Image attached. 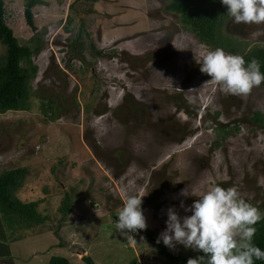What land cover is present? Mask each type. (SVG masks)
Here are the masks:
<instances>
[{
  "label": "rangeland",
  "instance_id": "374dc122",
  "mask_svg": "<svg viewBox=\"0 0 264 264\" xmlns=\"http://www.w3.org/2000/svg\"><path fill=\"white\" fill-rule=\"evenodd\" d=\"M44 1L33 7L32 31L24 0H4L5 21L18 42H40V49L28 108L0 113V173L26 167L15 195L38 201L45 220L34 230L17 226L18 239L6 238L10 256L0 264H48L55 255L85 264V254L96 264H128L134 257L138 264H167L155 252V240L167 228L168 209L181 220L191 215L181 201L188 207L198 197L181 190L204 181L234 186L264 211V124L252 119L256 111L264 114L262 83L247 96L204 83L210 77L197 61L214 48L165 9L170 0ZM70 13L75 19L67 31ZM77 16L87 29L73 47ZM226 28L264 44V35H253L264 25L228 17ZM224 124L238 130L223 138ZM66 192L72 203L64 215L59 205ZM131 195H145L147 223L128 233L134 244L115 228ZM159 242L174 255L197 251Z\"/></svg>",
  "mask_w": 264,
  "mask_h": 264
},
{
  "label": "clouds",
  "instance_id": "9594fccd",
  "mask_svg": "<svg viewBox=\"0 0 264 264\" xmlns=\"http://www.w3.org/2000/svg\"><path fill=\"white\" fill-rule=\"evenodd\" d=\"M222 4L227 6V15L233 23L264 25V0H222ZM253 35H264V30ZM197 62L200 71L210 77L204 83L213 85L214 91L219 88L225 94L247 96L254 86L264 82V73L256 58L246 62L243 56L223 48L208 50ZM210 183L204 181L199 188L181 190L182 196L198 197L188 207L181 201L180 206L192 214L181 220L169 208L167 228L157 242L162 239L170 248L178 243L204 253L198 258H189L187 264H254V260H264V250L253 243L255 225L264 219V213L247 202L236 187L209 186ZM144 196H128L117 213L116 230L133 244L136 240L128 233L147 228L141 208Z\"/></svg>",
  "mask_w": 264,
  "mask_h": 264
},
{
  "label": "trees",
  "instance_id": "16d2710c",
  "mask_svg": "<svg viewBox=\"0 0 264 264\" xmlns=\"http://www.w3.org/2000/svg\"><path fill=\"white\" fill-rule=\"evenodd\" d=\"M39 4H45V1L24 0L23 2V16L32 31L36 30L33 7ZM70 5V9L75 10V3L72 2ZM165 9L179 16V21L198 40L205 42L210 47L223 48L228 53L241 55L246 62L256 58L260 62L261 72L264 73V44L246 42L243 35H236L231 30L229 32L227 28L224 30V24L229 16L227 15V6L222 4V0H170ZM87 11L92 12V9ZM72 15L71 13L68 15L65 26L67 31L75 19ZM76 18L78 21L76 22L77 30L73 38L69 39V43L73 47L81 42L82 33L85 34L87 29L85 21L79 16ZM5 20L4 0H0V45L4 47V52L0 55V113L28 108L33 94L30 83L38 69L33 62V57L40 49V42L35 45L32 44L33 41L20 44ZM91 47L94 56L101 54L100 50H94L92 45ZM81 49L82 47L78 51L76 50V53H80ZM262 84L264 85V82ZM43 100L46 108L51 109L49 98H43ZM252 119L258 125L264 124V114L258 111L253 113ZM219 130V134L224 138L231 131L238 130V126L224 124L219 127ZM27 172L26 167L21 166L0 173V259L10 256L6 238L9 241L18 239L14 234L17 226H25L34 230L36 225L45 220V216H42L37 209L38 201L25 202L15 195ZM71 203V197L66 192L59 205V210L64 215L68 214L71 211ZM252 204L264 213L259 205ZM255 227L257 231L253 237V243L264 250V219L258 222ZM6 231L10 232L7 237ZM157 241L155 240V252L163 256L167 260V264H187L189 258L195 259L204 255L202 251L198 250L193 256L174 255L161 242ZM81 259L85 264H96L89 255H84ZM48 264H69V261L64 256L55 255L49 258ZM128 264H138L137 259L132 258ZM254 264H264V260H254Z\"/></svg>",
  "mask_w": 264,
  "mask_h": 264
}]
</instances>
